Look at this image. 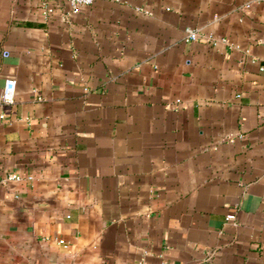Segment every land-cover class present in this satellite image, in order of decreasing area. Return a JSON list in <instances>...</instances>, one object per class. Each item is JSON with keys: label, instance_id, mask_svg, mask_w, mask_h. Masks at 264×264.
I'll use <instances>...</instances> for the list:
<instances>
[{"label": "crops", "instance_id": "1", "mask_svg": "<svg viewBox=\"0 0 264 264\" xmlns=\"http://www.w3.org/2000/svg\"><path fill=\"white\" fill-rule=\"evenodd\" d=\"M68 8L0 0V264H264V0Z\"/></svg>", "mask_w": 264, "mask_h": 264}, {"label": "built area", "instance_id": "2", "mask_svg": "<svg viewBox=\"0 0 264 264\" xmlns=\"http://www.w3.org/2000/svg\"><path fill=\"white\" fill-rule=\"evenodd\" d=\"M96 0H68L69 3V8L67 10V13L69 15H72L75 12H78L80 8L83 5H91L95 2ZM55 11V6L51 2H43V7H42V14L44 17L48 18L51 16V14ZM200 31L196 28L193 27H187L186 28V39L187 40H197L200 37ZM207 39L213 43L217 44L219 39L213 37L212 35H208ZM262 69H264V65L261 66ZM16 86L17 82L15 78H8L6 80V84L4 87V91L2 94V98L5 102H11L14 99L15 91H16ZM243 134L237 133V134H229L228 138L230 140H233L237 136H242ZM6 179H16V180H21L22 177L19 174L15 173H10L7 175ZM236 218L235 213H230L227 215L226 219L227 220H234ZM140 264H149L145 261H141ZM155 264H171V262L168 259H162L160 262L155 263Z\"/></svg>", "mask_w": 264, "mask_h": 264}]
</instances>
